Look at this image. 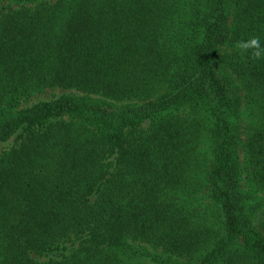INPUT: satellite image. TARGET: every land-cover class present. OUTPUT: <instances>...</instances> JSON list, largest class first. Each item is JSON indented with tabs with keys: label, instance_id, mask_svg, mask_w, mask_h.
Returning a JSON list of instances; mask_svg holds the SVG:
<instances>
[{
	"label": "trees",
	"instance_id": "16d2710c",
	"mask_svg": "<svg viewBox=\"0 0 264 264\" xmlns=\"http://www.w3.org/2000/svg\"><path fill=\"white\" fill-rule=\"evenodd\" d=\"M252 37L264 0H0V264H264Z\"/></svg>",
	"mask_w": 264,
	"mask_h": 264
},
{
	"label": "rangeland",
	"instance_id": "374dc122",
	"mask_svg": "<svg viewBox=\"0 0 264 264\" xmlns=\"http://www.w3.org/2000/svg\"><path fill=\"white\" fill-rule=\"evenodd\" d=\"M62 93V90L59 88H55V89H47L45 92L36 94L31 101H37L40 99H46V98H50L52 95L54 94H60ZM18 141V138L16 135L12 136L11 138H9L8 140L2 141L0 142V154L7 148H10L11 146H13L14 144H16ZM244 182H246V178L243 180ZM257 197L255 199L259 200L262 202L261 205H259V208L254 212V223L257 225V227H259L261 229V218L264 212V191H258L256 193ZM254 202V200L252 201ZM149 249L153 250L152 248L149 247ZM140 262L143 264H154L148 257L143 256L142 258H140Z\"/></svg>",
	"mask_w": 264,
	"mask_h": 264
},
{
	"label": "clouds",
	"instance_id": "9594fccd",
	"mask_svg": "<svg viewBox=\"0 0 264 264\" xmlns=\"http://www.w3.org/2000/svg\"><path fill=\"white\" fill-rule=\"evenodd\" d=\"M236 47L239 48L242 53L251 51L253 59L264 58V45L261 44L259 37H252L248 40L238 41Z\"/></svg>",
	"mask_w": 264,
	"mask_h": 264
}]
</instances>
